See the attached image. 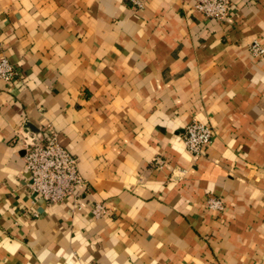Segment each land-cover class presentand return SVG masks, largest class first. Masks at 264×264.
Segmentation results:
<instances>
[{"label": "crops", "instance_id": "crops-1", "mask_svg": "<svg viewBox=\"0 0 264 264\" xmlns=\"http://www.w3.org/2000/svg\"><path fill=\"white\" fill-rule=\"evenodd\" d=\"M140 1L0 0L18 69L0 78V264H264V0L224 20ZM193 120L214 130L202 154ZM44 126L78 158L82 209L29 193L17 136Z\"/></svg>", "mask_w": 264, "mask_h": 264}, {"label": "built area", "instance_id": "built-area-1", "mask_svg": "<svg viewBox=\"0 0 264 264\" xmlns=\"http://www.w3.org/2000/svg\"><path fill=\"white\" fill-rule=\"evenodd\" d=\"M141 5L140 0H134ZM233 0H194L195 9L206 17L224 20L230 14ZM255 56L264 54V46L254 41L250 46ZM18 74L17 67L6 57L0 59V78L11 81ZM214 130L210 124L199 120L191 121L184 132V142L194 154H202L212 141ZM17 144L24 150L25 168L29 173L28 190L35 199L49 203L72 200L75 209H82L88 202L84 200L88 181L79 171L78 158L61 145L56 132L44 126L36 133L22 132L17 136ZM161 163L160 160H158ZM207 206L221 210L224 201L210 196ZM91 212L99 217L108 212L103 202L91 205Z\"/></svg>", "mask_w": 264, "mask_h": 264}]
</instances>
